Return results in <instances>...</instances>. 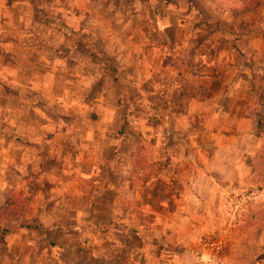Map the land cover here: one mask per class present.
I'll use <instances>...</instances> for the list:
<instances>
[{
	"label": "crops",
	"instance_id": "1",
	"mask_svg": "<svg viewBox=\"0 0 264 264\" xmlns=\"http://www.w3.org/2000/svg\"><path fill=\"white\" fill-rule=\"evenodd\" d=\"M113 8L119 30L107 0H0V210L28 199L0 264H159L192 248L251 156L264 87L238 48L199 21L189 64L176 48L193 9L167 5L188 13L152 23L168 52L124 51Z\"/></svg>",
	"mask_w": 264,
	"mask_h": 264
},
{
	"label": "rangeland",
	"instance_id": "2",
	"mask_svg": "<svg viewBox=\"0 0 264 264\" xmlns=\"http://www.w3.org/2000/svg\"><path fill=\"white\" fill-rule=\"evenodd\" d=\"M107 1L122 9L119 18L124 21L125 26L121 29L118 30L117 27L111 26L115 17L113 12L115 8L110 10L107 20L109 21V31L113 33L117 31L122 38L124 37V51L149 52L158 49L162 52L165 49L167 53L170 47L167 45L164 36H159L157 32H153L152 23L156 19H160V21L175 20L178 17L182 19L185 17L184 19H186L188 13L185 14L184 10L181 14L168 9L167 5L176 9L187 5L190 10L193 9L188 17L190 25L179 29L183 44L178 45V48L171 47V50L176 48L177 52H188L189 64H192V57L195 50L198 49L199 42L204 35H207L197 32L200 21V23L205 24V28L218 30L219 47L229 41L231 46L238 48L240 54L237 56L235 65L239 66L241 61L246 63L252 71L251 79L254 86L261 85L264 87V0H261L258 8L245 13L222 12L226 14L224 19L231 22L230 28L226 27L227 21L220 26L215 22L209 23V19L218 18V14L206 4V1L212 3L211 0ZM137 7L140 9L139 12L136 11ZM213 7L216 9L214 4ZM245 33L248 38L252 37L255 40L249 49H252L253 53L260 52L255 59L242 51L247 46L243 36ZM185 40L192 45L184 44ZM171 44L173 43L171 42ZM95 47L101 54L100 58L107 61L108 72L114 74L116 68L113 60H111V55H109V59H106V53H104L106 50L100 44H93L94 50ZM108 47V52L113 49L116 51L114 44L108 45ZM254 120L255 139L252 143L251 156L247 155L244 158L246 164L242 166L240 175L236 180L227 183L226 186L224 185L220 200L212 205V219H209L204 230L198 234L190 250L186 252L173 251L159 264H264V115L258 107L254 109ZM162 187V185H156L155 191H160ZM206 238L209 242H219V248L217 250L208 248L204 243ZM76 258V263L80 264L84 261L80 256ZM95 263L98 262L95 261Z\"/></svg>",
	"mask_w": 264,
	"mask_h": 264
},
{
	"label": "trees",
	"instance_id": "3",
	"mask_svg": "<svg viewBox=\"0 0 264 264\" xmlns=\"http://www.w3.org/2000/svg\"><path fill=\"white\" fill-rule=\"evenodd\" d=\"M216 9L234 14L245 13L258 8L261 0H211ZM28 205V199L14 196L11 202L0 210V234L9 232L11 224L20 220ZM21 226H24L23 224Z\"/></svg>",
	"mask_w": 264,
	"mask_h": 264
},
{
	"label": "built area",
	"instance_id": "4",
	"mask_svg": "<svg viewBox=\"0 0 264 264\" xmlns=\"http://www.w3.org/2000/svg\"><path fill=\"white\" fill-rule=\"evenodd\" d=\"M204 243L206 246L210 249L217 250L219 248L220 243L217 241L209 242V240L206 238Z\"/></svg>",
	"mask_w": 264,
	"mask_h": 264
}]
</instances>
